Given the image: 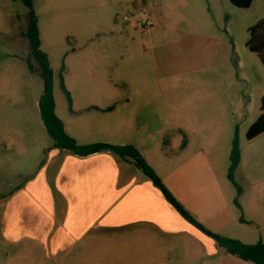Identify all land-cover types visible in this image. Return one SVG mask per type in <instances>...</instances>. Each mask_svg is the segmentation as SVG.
<instances>
[{"label":"rangeland","instance_id":"374dc122","mask_svg":"<svg viewBox=\"0 0 264 264\" xmlns=\"http://www.w3.org/2000/svg\"><path fill=\"white\" fill-rule=\"evenodd\" d=\"M30 1L65 133L77 145L134 146L183 211L193 199L204 218L210 207L229 220L226 238L264 243V188L245 177L252 169L264 175V133L245 138L264 97V66L245 46L248 28L264 19V0L248 8L227 0ZM28 12L20 0H0V264H58L50 246L26 241L29 222L91 219L99 227L119 213L111 194L104 208L91 194L102 208L86 216L65 192L75 178L73 153L53 146L39 116L44 81L24 36ZM234 134L240 208L227 178ZM130 171L151 183L134 165ZM168 205L167 215L142 211L157 226L138 222L140 238L132 234L137 224L93 228L72 246L84 257L61 264H252L204 234L194 243L191 221Z\"/></svg>","mask_w":264,"mask_h":264},{"label":"crops","instance_id":"0c3cea01","mask_svg":"<svg viewBox=\"0 0 264 264\" xmlns=\"http://www.w3.org/2000/svg\"><path fill=\"white\" fill-rule=\"evenodd\" d=\"M197 154L192 157L201 156L203 158L205 156L203 150L199 152L198 156ZM68 159L73 163L71 169L74 172L75 178L70 177L72 181L70 182L71 188H68L65 192L71 193L70 197L74 205L78 203L81 212H84L88 216L93 210H100L102 208L94 204V200L89 197L91 194L97 193L100 195L98 203L103 205V208L104 205H108L111 194L116 199L119 219L117 221L104 219L99 225L100 228L96 227L91 219H84V221H74L70 218L63 221L39 219L29 222L27 224V231L25 232L26 241L50 246L52 257L58 261V264L76 259L77 257H84L85 254L82 250L76 251V254L72 253V246L79 243L83 236L92 235L93 228L102 229L101 233L103 229L107 230L111 227L126 230L130 224H137L141 220L149 225L157 226L147 216L142 215V211L151 209L154 211L157 208L163 215L171 214L169 202H166L168 200L160 194L157 187L152 182L143 181L139 175L140 173L137 171H130L133 168L131 162L124 161L110 152H99L83 157L73 154V157H68ZM241 164L242 155L240 154V162L235 170ZM245 177L252 186L264 188V175L258 176L257 171H254V169H252V172L247 171ZM196 200L199 203L201 197L198 196ZM193 201L192 199L191 204H184L182 202L181 205L185 211L190 213L195 219H198L208 232L225 236L222 231L230 223L229 220L223 219L217 211L210 207L205 208L207 217L204 218L193 209ZM170 206L172 205L170 204ZM126 210L129 211L127 215L125 214ZM240 223L244 224V222ZM158 225H160L162 231H170L167 228L165 220H161ZM192 225V227H188L186 230L193 236L192 240L194 243L198 245V242H203V237L199 234L204 233L194 224ZM135 227L137 230L132 234L136 235V238H140V226L137 224ZM134 259H140V255H134Z\"/></svg>","mask_w":264,"mask_h":264},{"label":"trees","instance_id":"16d2710c","mask_svg":"<svg viewBox=\"0 0 264 264\" xmlns=\"http://www.w3.org/2000/svg\"><path fill=\"white\" fill-rule=\"evenodd\" d=\"M20 1H22L29 8L28 27H27V31L24 33V36L28 40L32 55L34 56L35 60L38 62L39 66L41 67V76L44 81V89L38 99L39 116L43 126L46 129L48 136L53 141V146L67 150L73 153L74 155L80 157L88 156L99 152H110L124 161L131 162L157 188H159L162 191L163 195L166 197L167 200L169 199L177 204V202L173 199V197L163 187L155 171L147 164L145 159L142 157V155L134 146L132 145L120 146V145H111L106 143L77 145L75 140L69 137L65 133L62 122L55 115L54 112V98L52 93L51 72L48 68V61L46 55L39 51L38 29H37L36 17L31 8V1L30 0H20ZM227 1L236 8H248L252 3V0H227ZM247 32H248V39L245 43V46L248 49V51L255 53L258 56L262 66H264V19H260L255 24L250 26ZM29 69L32 70V66L29 65ZM61 89L64 92V95L68 100V102H70L69 94L65 90V87L63 85L61 86ZM259 110H260V114L249 126V128L245 133L246 140H252L258 135L264 133V97H261L260 99ZM228 162H229V166L227 171V178L228 181L236 189V199L234 200V205L240 208L237 202V198L240 196V188L235 183L233 178V173L240 162V147L236 134H234V137L231 141ZM180 214L184 218L188 220H192L195 223L192 217H190L188 213H186L185 211L182 210ZM195 224L196 226L202 228L197 223ZM212 238L216 241L217 245L220 248H222L227 254L252 264H264V243H262L261 241H258L255 244H245L238 240L221 237L216 234H213Z\"/></svg>","mask_w":264,"mask_h":264},{"label":"water","instance_id":"95a60500","mask_svg":"<svg viewBox=\"0 0 264 264\" xmlns=\"http://www.w3.org/2000/svg\"><path fill=\"white\" fill-rule=\"evenodd\" d=\"M168 202L176 209V210H178L179 212H182V209L175 203V202H173V201H171V200H169L168 199ZM191 221V223L192 224H194L195 226H196V224L192 221V220H190ZM201 232H203L204 234H206V235H208V236H210V237H213V234H210V233H208L207 231H205V230H203L202 228H200V227H198V226H196Z\"/></svg>","mask_w":264,"mask_h":264}]
</instances>
